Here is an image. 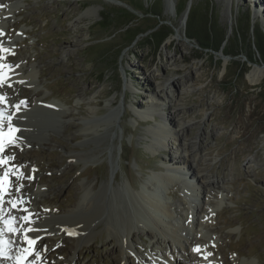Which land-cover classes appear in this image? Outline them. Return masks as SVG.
<instances>
[{
	"label": "rangeland",
	"instance_id": "obj_1",
	"mask_svg": "<svg viewBox=\"0 0 264 264\" xmlns=\"http://www.w3.org/2000/svg\"><path fill=\"white\" fill-rule=\"evenodd\" d=\"M124 1L136 7L143 4L146 11H161L162 28H171L172 34L159 48L154 42L144 45L148 40L144 33L122 49L125 35L156 22L155 17L136 11L130 30L118 32L119 22L133 12ZM182 1L1 2L0 30L4 25L8 29L0 43H8L10 59L33 65L39 74L32 81L13 79L4 86L8 99L23 100L28 109L34 103L38 106L20 117L32 126L31 141L4 147L9 161H19L12 166L0 210L18 201L30 207L31 218L51 219L52 229L39 243L43 262L64 264L70 257L76 264H119L124 256L116 249L117 234L105 223L108 216L118 218L116 213L125 203L131 208L133 193L148 191L147 187L161 189L172 211L169 223L180 229L182 240L190 239L193 234L187 225L198 196L187 191L189 185L196 188L189 163L202 171L209 188L200 226L209 248L215 247L209 259L213 264H264V87H260L264 76L256 84L247 77L253 68H264L256 52L258 34H264V0H187L179 14ZM102 10L112 11L111 25L99 30ZM207 17L215 38L221 39L216 52L200 47V43L213 44L203 37V30L210 32ZM90 44L96 45L89 50ZM232 51L238 55L225 54ZM97 72H104L100 82ZM173 78L181 83H172ZM169 81L174 92L171 105L158 108L147 121L139 120L136 112L158 100L154 91L166 88ZM52 102L58 105L54 111L45 106ZM170 115L176 117L168 124ZM180 122L185 140H173L170 134L166 145L153 143V127L173 130ZM186 153L189 156L182 155ZM161 175H170L172 183L157 180L161 188L157 187L154 178ZM86 190L88 212L77 206ZM97 208L104 209V215L93 230L88 229L87 237L80 240L54 230L60 228L57 218L95 216ZM139 226H133L127 262L138 264L141 258L149 263L152 257L154 264H168L152 245L155 238L149 233L153 232ZM47 238L52 242H45ZM71 247L73 255L67 253Z\"/></svg>",
	"mask_w": 264,
	"mask_h": 264
},
{
	"label": "bare ground",
	"instance_id": "obj_2",
	"mask_svg": "<svg viewBox=\"0 0 264 264\" xmlns=\"http://www.w3.org/2000/svg\"><path fill=\"white\" fill-rule=\"evenodd\" d=\"M1 2H3V0H0V4H1ZM173 6L175 7V5H173ZM187 13H188V10L186 12H184V14H183L184 17L187 16ZM4 27H5V29L3 30V34L7 31L8 25H4ZM2 35H0V38L2 37ZM5 35H7V34H5ZM169 44H170V42L167 43L165 46L168 47ZM26 61H28V59ZM0 65L3 66V67H0V78H3V80H5L6 78H7L6 80H13L14 78H18V79L27 78L29 81L30 80L32 81L33 79H35L36 75L38 76V74H39L38 71L35 70L33 65H31V67H26L24 64H22V62L20 63L17 61L9 60L8 55L4 52L0 54ZM263 76H264V68L260 69V70L257 68H253L252 70H250L249 74H247L248 81L251 84L259 83ZM3 80L0 81L1 96H2V92L4 91V89L2 87V83H3L2 81ZM180 81L181 80H179L177 78H173L171 82L172 83L173 82L181 83ZM171 82L170 81L168 82V85L166 86V88L161 87L159 90L157 89L154 91L155 97L158 100L152 102V104L149 105L146 109H143L141 111L136 112L139 120L147 121L151 118V114H154V111H156L158 108H162V107L165 108V106L171 105L170 103H172V99H173V95H174V92H173L171 85H170ZM16 88L17 87H15V89ZM33 89L35 90V87ZM10 91H12V90H10ZM160 99H162L161 100L162 102H159ZM12 103H14V102H10L9 99H7V98H5L3 101H0V113H2V115H0V131H9L10 129L13 128V126H16L17 131L13 134V138L17 137V139H19V141L29 140V142H30L31 137L29 138V134L32 132H29L30 130H28V128L29 127L32 128V126H30L29 124H26V121L24 124L22 122L23 120L20 121V117L23 116V114L25 112H30L32 110V108H35L38 105L36 103H34V105H32L31 108L28 109V106H27V108H25L24 103H21V101L19 102L18 99L15 100L14 104H12ZM28 103H29V105H31L29 100H28ZM45 106L47 108H49L50 110L54 111L56 109V106H58V105L52 102V104L50 106H47V105H45ZM46 107L43 106V109H45ZM47 110H46V113H48ZM60 113H65V111L64 110L60 111ZM113 113L114 112L112 111V114ZM171 117H172L171 115L169 117L167 116L168 124H170V122H171ZM175 117H172V120H175ZM89 127L90 126H88L87 128L85 127L84 129L88 130V129H90ZM165 127L164 126H156V127H153L151 129V133L155 139V142H153L154 144L157 145L160 143L161 145H166V143H167V140H166L167 137L166 136H169L170 134L174 135V136H172L173 140H176V139L182 140V141L185 140L184 139L185 136L183 135L184 134L183 122H180V124H178V127L173 128V130L168 129L167 127L165 128ZM91 128H92V126H91ZM193 144L194 143H192L190 145V150L193 147ZM177 145H180V143L178 142ZM183 146H185V145H183ZM194 147H195V145H194ZM27 153H26V155H27ZM180 154L181 153H179V155ZM182 155L183 156H189L187 153L182 154ZM182 155H181V157H182ZM2 158L5 161V155L3 154V151H1L0 162L2 161ZM20 159H21V157H20ZM172 164H173V162H172ZM188 165L190 167L191 176L193 178H195V180H196V188L195 187L191 188L189 185L187 191L193 190L194 195L198 196V202L194 203V207L190 209V210H192L193 216L190 217V221L188 222V225H187V227H189L191 229L190 233H192L193 236L191 235L192 237L190 239H189V237L188 238L185 237L186 240H182L183 237L181 236L180 229L178 227L171 225L168 221V218H170V216L172 215V211H171V208H170L168 201L165 198H163L161 193L159 194L156 191H154L155 188L152 187L153 188L152 189L151 187H149V188L147 187L148 191H142L141 190L140 192H138V194L133 193L132 198H134V201L132 200L133 203H131V204H133V205L131 208H128V205H126V203H125L124 204L125 206L121 210H119V212L116 213V216H118V218L114 217L113 220L118 221V219H119L118 224L113 222V220L111 218H109L110 216H108V220L106 219L107 221H106L105 225L107 226V224H108L107 227H108L109 231H110V227H112L114 229L115 233L117 234L116 238L118 239L117 240L118 243L116 245V249L121 251L122 255L124 256V257H122L121 260H119V262H118L119 264H129V262H127V259L125 258L127 256H125V255L127 254V251H131V239H132V235L134 233L133 226L137 227L139 225L144 226V227H141V230H143V231L146 230L147 232L150 230L151 232H153V234L148 232L152 238H155L153 240L152 245L154 246V244H155L154 248H156V250L160 251V253L162 252L165 255L164 258L168 262V264H196L200 261V258L202 257L201 255L203 253V250H202L203 245L207 241L205 238L200 236L201 235L200 226L202 224L201 214H203V212H204V205L208 204L206 202L207 201L206 199H207V190H209V188H208V185L206 183L204 175L201 174L202 171L201 170H200L201 172L197 171V169L194 170L192 165H190L189 163H188ZM196 167H197V165H196ZM154 180H156V181L158 180L160 183L164 182L168 186L170 183H172V181L170 182L168 180V176H162V175L156 176L154 178ZM209 181H212V180H209ZM93 188L94 187H92V189ZM160 188H161V186H160ZM144 189H146V188H144ZM88 196H89V193L87 191V192H85V194H83V196H81L82 198L77 204V206L82 207L81 209H83L84 211L91 209ZM3 202H5V200ZM17 202H14V203H17ZM23 208H24V210H23ZM29 208L27 207V205H23V207H22L18 204L17 205L14 204L13 206L7 204V207L5 208V210L0 211V212L5 211L4 214L0 213V255L7 254V255L11 256V255L15 254L19 249H22V247H21L22 243L16 242V243L12 244L13 240L10 241V244L15 245L18 243L16 248L13 249L12 251H10V249L7 248V246L5 245V240L7 241V237L5 238V234L2 231L3 228H7L9 226L11 228H15L17 233L20 232V235H19L20 239H22L24 236H26V234H24V229H26L28 227L32 228V226H31L32 224H34V226H37V229H38V230H36L34 235H37V234L41 235V233L44 234L43 232L51 231L52 227L49 226V222L51 221V219L46 220V218L45 219H34V218H32L29 221L25 219V217H29L30 214H32L31 210ZM76 209H74V210H76ZM103 210L104 209L99 210L98 208L96 210L94 209L93 213L95 216H92V215L84 216V215H82V218H79V219L74 218V217L67 218V217H69L68 215H67L66 219L65 218L60 219V217H59V218H57L58 219L57 224L60 226V228L56 227V228H54V230L55 229H58V231L61 230L64 236H66L67 232H70L71 230H75L76 231L75 236H77L81 240V237L82 238L84 236L87 237L86 233H87L88 229H89V231L91 229L93 230V228L98 224L96 220H99L102 218V216L104 215ZM21 215H24L23 219H21ZM22 222H23V224H21ZM190 229H187L188 233H189ZM139 230H140V228H139ZM54 235H55V233H54ZM87 239H89V238H86L85 241H87ZM45 242L51 243L52 239L47 238V239H45ZM38 247H40L39 244H38ZM196 247L199 248L198 249L199 253H195L194 249L197 250ZM68 249H70V248H68ZM205 249H206V247H205ZM62 250L67 251L66 248H62ZM68 251H71V252H67V253H70L72 255L75 254V249L73 247H71V249ZM36 252L39 253V250L37 249ZM29 259H31V262L33 260L36 261L33 257L32 258L29 257ZM138 261H139L138 264H143V263L144 264H154L156 262V260L151 259V258H150L149 263H146L145 261L143 262V260L141 258H139ZM0 264H2L1 259H0ZM13 264H16V262H13ZM26 264H28V263H26ZM64 264H76V263L73 262V258L70 259V257H67ZM245 264H251V263L245 262Z\"/></svg>",
	"mask_w": 264,
	"mask_h": 264
},
{
	"label": "trees",
	"instance_id": "obj_3",
	"mask_svg": "<svg viewBox=\"0 0 264 264\" xmlns=\"http://www.w3.org/2000/svg\"><path fill=\"white\" fill-rule=\"evenodd\" d=\"M186 2H187V0H183L182 1V4L177 9V13L180 14L182 12V10L184 9V7L186 5ZM125 3L128 4L129 6H131L133 12L128 10L129 12H127V13L130 14V12H131L132 14H130V17H128L127 19L122 21L117 26V28L119 27L118 28L119 30H126V29L128 30V27H129L128 25L132 21H134V19H137V18L131 17L132 15L137 16L134 13L136 11H139L142 15H148V16L155 17L156 18V22L153 25L149 26L148 28H146L144 30L135 31L132 34L128 35V37L126 38V42H125V44H123L122 48L129 46L134 41V39L136 38L137 35H139L141 33H145V32L149 33L148 34L149 41H147V43H145V44H149V43L154 42V47L155 48H159L161 43L164 41V39L172 34L171 28L170 29L162 28L163 23H160V22H162V20L159 18V14L161 13V11H152V10L151 11H146V10H143V7H142L143 4H141V7H136V6L132 5L129 2H125ZM110 15H112V11L104 10L100 14V19H99L98 23L99 24L103 23L104 26L109 25L110 23H108L106 21H107V19H108V17ZM205 23H206V25H207V27H208L210 32L207 34L206 30H203V37L205 38L206 41H208V39L209 40L211 39L213 44H209L208 42L207 43H200V47L202 49H204V50H211L212 52H216L218 50V46H219V43H220L221 39H220L219 36L215 38L214 34L212 33V31H211L212 28L210 26V18L207 17L205 19ZM217 33L219 34V31ZM113 36H115V32H113V34L110 35V37H113ZM188 36L191 37V38L194 37V35L191 34V33H188ZM207 37H208V39H207ZM95 45L96 44H90V45H88L87 49L90 50ZM256 46H257L256 52H257V54L260 55V60L262 61L261 63H264V34H262V33L258 34V39L256 41ZM208 47H210V48H208ZM93 53L94 52H92V54ZM225 54L226 55H230L231 57H234V56L238 55V53H236L235 51H232V53L231 52H227ZM101 56L102 55H100V57ZM100 57L98 56V58H95L96 61L99 60ZM247 60L252 62L251 58H249V57H247ZM97 74H98L97 80L99 82L102 81L104 79V72H97ZM260 87H264L263 84H261Z\"/></svg>",
	"mask_w": 264,
	"mask_h": 264
},
{
	"label": "water",
	"instance_id": "obj_4",
	"mask_svg": "<svg viewBox=\"0 0 264 264\" xmlns=\"http://www.w3.org/2000/svg\"><path fill=\"white\" fill-rule=\"evenodd\" d=\"M103 11H104V10H102L101 12H103ZM106 11H107V10H106ZM101 12H100V14H101ZM110 19H111V18H110ZM124 20H125V19H124ZM124 20H122V21H124ZM109 21H111V20H109V18H108L106 22L109 23ZM122 21H121V22H122ZM98 22H99V20L97 21V23H98ZM121 22H119V24H120ZM132 22H133V21H132ZM132 22H131V23H132ZM97 23H96V24H97ZM131 23H130V24H131ZM96 24H95V25H96ZM98 24H99V23H98ZM119 24H118V25H119ZM130 24L128 25L129 27H130ZM99 25H101V24H99ZM110 25H111V24H109V25H107V26L101 25V27L99 28V30H101L103 26L107 28V27H109ZM118 25H117V26H118ZM129 27H128V30H130ZM128 30H127V29H126V30H118V32H120V31H121V32H126V31H128ZM137 31H139V30H137ZM134 32H135V31H134ZM130 34H132V33H130ZM130 34H127V35L124 36L125 40H126V38L128 37V35H130ZM141 34H144V33H141ZM148 34H149L148 32H147V33L145 32V35H146V37H147V39H148L147 41H149V36H148ZM139 35H140V34H139ZM137 36H138V35H137ZM137 36H136V38H137ZM168 37H169V36H168ZM168 37H166V38H168ZM136 38L134 39V41L136 40ZM166 38H165V39H166ZM165 39H164V40H165ZM134 41H133V42H134ZM147 41H146L145 43H147ZM125 42H126V41H125ZM125 42H124L123 44H125ZM133 42H132V43H133ZM132 43H131V44H132ZM145 43H144V45H146ZM127 47H128V46H127ZM124 48H126V47H124ZM122 49H123V48H122ZM263 64H264V63H263ZM263 64H262V65H263Z\"/></svg>",
	"mask_w": 264,
	"mask_h": 264
},
{
	"label": "snow or ice",
	"instance_id": "obj_5",
	"mask_svg": "<svg viewBox=\"0 0 264 264\" xmlns=\"http://www.w3.org/2000/svg\"><path fill=\"white\" fill-rule=\"evenodd\" d=\"M0 7H4V6H3V5H0ZM0 35H2V33H0ZM0 67H3V66L0 65ZM4 99H5L4 97L0 96V101H3ZM21 103H24V101H21ZM0 115H2V113H0ZM10 131H11V129H10ZM0 151H2V145H0ZM25 219H28V218L25 217ZM10 230L14 231L15 229H10ZM29 230H31V229H29ZM69 234L72 235L73 233L69 232ZM29 243H30V244H31V243H34V241L29 240ZM197 250H198V249H197Z\"/></svg>",
	"mask_w": 264,
	"mask_h": 264
}]
</instances>
